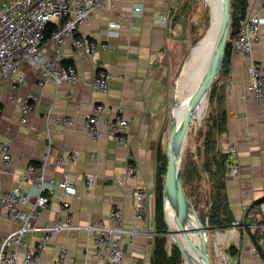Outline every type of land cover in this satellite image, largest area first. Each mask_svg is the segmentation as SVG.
I'll use <instances>...</instances> for the list:
<instances>
[{"label": "crops", "instance_id": "obj_1", "mask_svg": "<svg viewBox=\"0 0 264 264\" xmlns=\"http://www.w3.org/2000/svg\"><path fill=\"white\" fill-rule=\"evenodd\" d=\"M176 1L106 0L90 13L79 24L78 34L88 43H98V49H88L81 56L71 43L65 45L68 60L79 73L75 84L46 79L39 71H30L26 62L21 64L28 72L25 83L15 86V75L0 80V106L4 115L0 137L11 143L10 168L21 172L31 163L40 165L51 143L45 173L48 187L53 185L52 180H60L64 171L78 187L74 196L56 186L50 190L51 200L43 209L40 221L71 214L75 224L51 239L37 264H104L94 256L92 238L83 225L108 219L112 206L121 208L124 213L123 264H152L157 233L158 147L160 142L164 147L170 134L171 115L178 96L168 57L176 30L170 13ZM251 7L264 14V0H252ZM164 13L168 15L166 23L159 20ZM101 42L112 46L102 48ZM161 52L166 53V58H159ZM254 55L264 61V24ZM100 69L111 73L108 92L93 89L92 83ZM248 82L246 59L233 50L225 75L223 110L226 120L219 135L220 150L225 143L237 147L236 152L226 155L225 192L234 222L228 230L224 229L227 230L226 240L238 249L236 254L229 255L237 264H264V231L249 227L261 217L264 202V100L258 102L245 88ZM30 91L38 95L39 101L29 114V120L22 123L20 107L10 95ZM100 102L107 103L104 115L109 117H113L120 106L124 108V115L132 120L126 141L109 136L95 139L84 130L86 119ZM50 106H54V114L65 113L71 117L72 123L49 128L45 113ZM68 151H76L78 158L66 167H56V156ZM130 155L138 171L126 177ZM1 163L4 166L3 161ZM235 166L239 171L232 174ZM87 172L96 174L94 188L86 183ZM16 184L38 193L35 183L0 172V194ZM136 188L150 194L143 217H138L134 207ZM65 200L70 201L69 207L63 206ZM16 226L15 221L0 213V238ZM134 229L137 233L132 232ZM241 233L243 236L239 239ZM35 239L36 235L31 238ZM64 247L69 256L61 262L60 250Z\"/></svg>", "mask_w": 264, "mask_h": 264}, {"label": "built area", "instance_id": "obj_2", "mask_svg": "<svg viewBox=\"0 0 264 264\" xmlns=\"http://www.w3.org/2000/svg\"><path fill=\"white\" fill-rule=\"evenodd\" d=\"M106 0H0V80L15 75V86L27 80L28 72L21 68L22 63L29 64L30 71H39L44 78L54 79L57 83L75 84L79 80L77 67L66 63L68 56L65 45L71 43L77 54L83 56L87 50H97L99 45L90 42L78 34V26L88 15L101 7ZM252 0H249L248 10L241 20V25L233 38V49L246 59L249 82L246 89L258 100H264V61L256 59L254 49L260 40L264 24V14L253 10ZM139 9V8H138ZM161 22L168 21V15L162 14ZM102 48L112 45L101 42ZM159 58H166V53H159ZM43 83V82H42ZM93 89L108 92L111 86V73L100 69L92 83ZM10 98L21 110V121L26 123L29 114L39 101L37 94L11 93ZM106 102L97 103L92 114L84 123V130L95 139L109 136L118 141H126L131 121L124 115V108H117L113 117L104 115ZM3 110L0 106V124L3 121ZM49 128L66 126L72 123L71 117L65 113L54 114V106L45 113ZM51 143L40 165L31 163L26 171L16 172L9 166L11 143L0 137V172L16 175L21 181L36 184L38 193L23 189L19 184L0 194V213L17 223L6 236L0 238V264H37L51 239L74 226L71 214L61 215L54 219L40 221L43 209L50 203V190L53 186L62 189L67 195L78 193L77 185L64 171L60 180H52L51 188L45 180L47 165L50 162ZM225 153L236 152L237 147L225 143ZM130 159L127 164L126 177L137 173V165ZM78 158L76 151L62 152L55 158L56 167H66ZM3 161L4 166H2ZM238 167L231 169L237 174ZM86 183L89 188L96 184V174L86 173ZM150 194L142 188L134 189V207L138 217H143L148 206ZM63 206L69 207L70 201L65 200ZM247 206L245 209L247 210ZM261 217L249 224L254 230L264 231V202L261 205ZM124 213L121 208L112 206L108 219L89 221L83 225L84 230L92 238L94 256L104 261V264H123L125 232L123 226ZM133 233H137L134 229ZM36 235L34 241L32 237ZM69 256L66 247L60 250V261Z\"/></svg>", "mask_w": 264, "mask_h": 264}, {"label": "rangeland", "instance_id": "obj_3", "mask_svg": "<svg viewBox=\"0 0 264 264\" xmlns=\"http://www.w3.org/2000/svg\"><path fill=\"white\" fill-rule=\"evenodd\" d=\"M231 27L229 36L237 26L236 17L241 15L240 0H230ZM212 5L209 0H177L172 7L170 17L176 27L174 42L168 50L173 78L177 86V101L181 102L199 88H191L183 80L189 73L198 46L208 35L212 25ZM227 65L223 64L212 81L203 101L189 114L188 130L184 145L182 161L181 199L189 209V215L202 222L208 228L206 233L207 249L211 264H237L229 255V242L225 231L229 228L211 227L206 223L215 209L217 193L223 194L222 209L225 205L221 173L218 172L216 160L221 158L219 149V131L217 123H223L225 98V73ZM226 114V113H225ZM189 133V134H188ZM170 135V134H169ZM168 142L164 144L165 157L161 164L168 166ZM223 150V151H222ZM220 150L224 152V149ZM225 153V152H224ZM166 172L164 173L165 178ZM166 208V218L171 231L168 233L166 247L172 252L180 247L184 264H201L200 234L191 230L177 215ZM176 216V217H175ZM234 222V221H233Z\"/></svg>", "mask_w": 264, "mask_h": 264}, {"label": "water", "instance_id": "obj_4", "mask_svg": "<svg viewBox=\"0 0 264 264\" xmlns=\"http://www.w3.org/2000/svg\"><path fill=\"white\" fill-rule=\"evenodd\" d=\"M223 27L219 32V37L216 47L212 53L210 61L206 65V71L202 85L192 95L188 96L185 105L181 102L180 105L175 104V109L171 115L170 120V135L168 142V166L165 175V207H169L172 211H176L178 217L190 227L191 230L198 231L200 234V254L199 259L201 264H211L207 249L206 233L208 228L202 224L198 219L191 218L181 207L180 200L182 192V154L179 145V128L178 121L180 119L188 122L189 114L203 101L206 93L214 80L218 70L220 69L224 55L226 44L231 27V7L230 0H223L222 7ZM181 108V110H179ZM172 232V231H170Z\"/></svg>", "mask_w": 264, "mask_h": 264}, {"label": "trees", "instance_id": "obj_5", "mask_svg": "<svg viewBox=\"0 0 264 264\" xmlns=\"http://www.w3.org/2000/svg\"><path fill=\"white\" fill-rule=\"evenodd\" d=\"M241 3V15L236 17L234 23L236 24V28L233 29V32L230 36H228L225 55L223 59V64L227 65L226 73H228V64L232 54L233 49V38L235 37L236 33L238 32L241 20L245 17L246 12L249 6V0H240ZM66 63H71V61L67 60ZM226 120V114L224 110V118L223 123H217L216 128L221 134L224 130ZM221 158L216 160V165L218 167V172L221 173L222 179V188H226V174L228 171L227 163H226V155L228 153L221 152ZM165 152L163 149L162 142L159 143L158 147V164L164 160ZM166 172V167L163 165H158L157 170V177H156V193H155V202H156V235H155V249L152 258V264H184V259L182 253L180 251V247L175 246L173 251L170 253L166 247L168 241V233L171 231L170 224L166 218V195H165V178L164 173ZM217 198L214 201L215 209L211 212L210 217L206 220V223L209 224L211 227H219V228H226L230 227L233 224L234 218L232 210L229 207L228 197L226 192L224 191V198H225V205L222 209V197L223 194L220 192L217 193ZM242 233L239 235V239L242 237ZM238 251L235 244H231L229 248L230 254H236Z\"/></svg>", "mask_w": 264, "mask_h": 264}, {"label": "bare ground", "instance_id": "obj_6", "mask_svg": "<svg viewBox=\"0 0 264 264\" xmlns=\"http://www.w3.org/2000/svg\"><path fill=\"white\" fill-rule=\"evenodd\" d=\"M212 5V25L208 35L205 36L202 43L198 46L196 50V54H194V61L190 66L189 73L183 80L188 84L191 88H199L202 85L204 73L206 71V65L210 61L212 53L216 47V43L219 37V32L223 27V17H222V7H223V0H209ZM187 97L182 101H186ZM181 110V108L179 109ZM178 128L180 131L179 134V145H180V152L182 154V161H183V154H184V145L186 140V134L188 130V122L186 120L180 119L178 121ZM189 134V133H188ZM181 207L188 215L189 209L184 205V203L180 200ZM173 214L177 215L176 211H171ZM178 216V215H177ZM176 217V216H175ZM193 218V217H191Z\"/></svg>", "mask_w": 264, "mask_h": 264}]
</instances>
